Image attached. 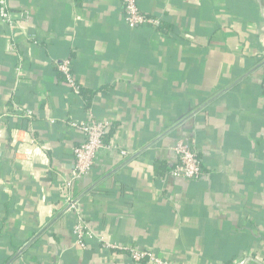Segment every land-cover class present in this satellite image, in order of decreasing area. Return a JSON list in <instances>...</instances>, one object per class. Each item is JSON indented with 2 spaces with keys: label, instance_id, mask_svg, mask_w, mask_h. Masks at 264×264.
I'll use <instances>...</instances> for the list:
<instances>
[{
  "label": "crops",
  "instance_id": "crops-1",
  "mask_svg": "<svg viewBox=\"0 0 264 264\" xmlns=\"http://www.w3.org/2000/svg\"><path fill=\"white\" fill-rule=\"evenodd\" d=\"M8 2L0 264H147L99 240L171 264H264V0H137L159 20L141 26L121 0ZM66 58L90 99L64 82ZM91 117L110 123L111 149L77 178L85 137L69 123ZM179 140L198 152V180L156 174ZM79 217L96 236L87 248Z\"/></svg>",
  "mask_w": 264,
  "mask_h": 264
},
{
  "label": "built area",
  "instance_id": "built-area-1",
  "mask_svg": "<svg viewBox=\"0 0 264 264\" xmlns=\"http://www.w3.org/2000/svg\"><path fill=\"white\" fill-rule=\"evenodd\" d=\"M125 11V21L130 26H141L144 24L158 25L159 20L145 16L139 10L137 0H121ZM264 14V10H263ZM0 19L9 24H13V17L9 10L8 0H0ZM56 67L62 75L64 82L72 88L76 94H80L81 86L78 83L74 74L72 58H66L58 63ZM264 71V63H263ZM262 85L264 88V73L262 78ZM17 111L22 112V108H17ZM27 117L32 116L31 111H23ZM25 115V116H26ZM72 128L80 130L84 134V141L77 145L73 150L76 176L82 178L89 174L95 164V159L102 149H111V146L106 144V136L110 129V123L106 121H99L94 117L89 118L82 123L70 122ZM174 153L177 158L175 168L170 173L175 178H182L188 181L198 180L202 177V164L198 152L194 146L184 140H179L174 147ZM121 154L126 156L127 153L122 151ZM69 187L70 183L67 184ZM73 200H70V208L73 207ZM69 208V209H70ZM74 234L78 244L82 248H87L88 242L96 240V236L89 230L87 222L82 217L77 218ZM106 248L115 250L116 252H123L128 254L135 263L147 264H171L161 256H158L154 250L140 249L136 246H126L119 244H112L99 240Z\"/></svg>",
  "mask_w": 264,
  "mask_h": 264
},
{
  "label": "trees",
  "instance_id": "trees-1",
  "mask_svg": "<svg viewBox=\"0 0 264 264\" xmlns=\"http://www.w3.org/2000/svg\"><path fill=\"white\" fill-rule=\"evenodd\" d=\"M161 27H163V25L159 26L158 28L161 29ZM80 94L82 96H85L87 94H88V96L90 95L89 99L93 95V93L91 91H86L85 92V90H83L82 88H81ZM89 99H88V101H89ZM174 168H175V165L172 166V167H168L165 162L157 161L156 164H155V171H156V174L159 175V176H164L166 174H170ZM17 251H18V249H17ZM17 251H15V252H17Z\"/></svg>",
  "mask_w": 264,
  "mask_h": 264
},
{
  "label": "clouds",
  "instance_id": "clouds-1",
  "mask_svg": "<svg viewBox=\"0 0 264 264\" xmlns=\"http://www.w3.org/2000/svg\"><path fill=\"white\" fill-rule=\"evenodd\" d=\"M37 151H39V150L37 149Z\"/></svg>",
  "mask_w": 264,
  "mask_h": 264
}]
</instances>
